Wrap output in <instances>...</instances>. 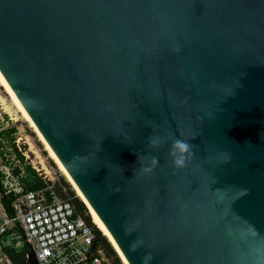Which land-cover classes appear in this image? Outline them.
Here are the masks:
<instances>
[{
	"label": "water",
	"instance_id": "water-1",
	"mask_svg": "<svg viewBox=\"0 0 264 264\" xmlns=\"http://www.w3.org/2000/svg\"><path fill=\"white\" fill-rule=\"evenodd\" d=\"M0 74L126 264H264V0H0Z\"/></svg>",
	"mask_w": 264,
	"mask_h": 264
},
{
	"label": "built area",
	"instance_id": "built-area-1",
	"mask_svg": "<svg viewBox=\"0 0 264 264\" xmlns=\"http://www.w3.org/2000/svg\"><path fill=\"white\" fill-rule=\"evenodd\" d=\"M15 149L24 156L17 141L0 135L3 195L15 196L10 205L12 216L0 201V264L3 259L12 264L4 248L20 250L24 245L33 250L38 264H109L103 250L96 246L91 227L70 201L59 200L51 186L24 190L20 181L24 172ZM14 167L19 168V174H14Z\"/></svg>",
	"mask_w": 264,
	"mask_h": 264
},
{
	"label": "rangeland",
	"instance_id": "rangeland-1",
	"mask_svg": "<svg viewBox=\"0 0 264 264\" xmlns=\"http://www.w3.org/2000/svg\"><path fill=\"white\" fill-rule=\"evenodd\" d=\"M18 108V105L15 103L14 98L7 91L6 87L0 84V132L6 131L10 128L15 129V132L11 133L9 137L19 143L25 161L31 165L42 180L50 183L49 186L54 189V187L59 184L60 178H63L64 181L68 183L66 178L60 173L43 143L39 140L33 129L29 127L25 116ZM70 187L71 190H73L71 185ZM73 192L74 195L78 197L74 190ZM58 199L61 200L60 198ZM86 212L90 218L91 215L88 209H86ZM91 219L92 217L90 218V221ZM10 247L13 248L12 246ZM107 259L109 264H114L110 258ZM3 261H5V259L2 260L1 264H8ZM120 263L123 264L122 261Z\"/></svg>",
	"mask_w": 264,
	"mask_h": 264
},
{
	"label": "trees",
	"instance_id": "trees-1",
	"mask_svg": "<svg viewBox=\"0 0 264 264\" xmlns=\"http://www.w3.org/2000/svg\"><path fill=\"white\" fill-rule=\"evenodd\" d=\"M15 129L10 128L6 131H3L0 133V135H3L6 138H10L9 136L11 133H14ZM16 157L19 160L20 165L23 169V176L20 179L24 190L25 191H34V190H40L44 189L47 186H49V182L42 180L36 171L29 165L25 159L24 156L21 155L16 149H15ZM14 174H19V168L14 167L13 169ZM54 193L58 198L61 200H68L72 203L73 207L75 208V211L77 214L81 215L84 221L91 227L94 235H95V242L96 246L101 248L107 258H110L114 264H121L120 258L117 255V252L115 251L112 244L109 242L108 238L102 233V231L95 225H93L90 221L89 215L86 212V209L84 204L81 202V200L74 195L73 190H71L70 185L64 181L63 178H60L59 184L54 187L53 189ZM4 190L1 182V174H0V194H1V204L7 213L8 216L13 215V211L11 209V203L15 200V196L13 194L9 195H3ZM102 234H101V233ZM28 245H24L20 250H15L14 248L7 247L4 248L3 251L7 255L8 259L12 264H26L25 263V255L28 252Z\"/></svg>",
	"mask_w": 264,
	"mask_h": 264
},
{
	"label": "clouds",
	"instance_id": "clouds-1",
	"mask_svg": "<svg viewBox=\"0 0 264 264\" xmlns=\"http://www.w3.org/2000/svg\"><path fill=\"white\" fill-rule=\"evenodd\" d=\"M168 140L171 141L169 156L171 158L173 166L177 169L186 168L193 155L194 148V145L190 143L189 139L184 137L176 138L174 136L166 139L164 136L155 135L149 137V146L152 149H158L163 144L168 142ZM138 159L142 164L149 165L141 168V171L143 173L153 172L154 168L158 164V161L155 157L139 156Z\"/></svg>",
	"mask_w": 264,
	"mask_h": 264
},
{
	"label": "bare ground",
	"instance_id": "bare-ground-1",
	"mask_svg": "<svg viewBox=\"0 0 264 264\" xmlns=\"http://www.w3.org/2000/svg\"><path fill=\"white\" fill-rule=\"evenodd\" d=\"M0 84L2 86H5L7 91L10 93V95L14 98L15 103L18 105V109L21 110V112L23 113V115L25 116L26 122L28 123L29 127L33 129V131L37 134L39 140L43 143V145L45 146L46 150L48 151V153L50 154L51 158L53 159L54 163L56 164V166L58 167L60 173H62V175L66 178V180L68 181V183L72 186V189L75 191L76 195L78 196V198L84 203V205L86 206V208L88 209L94 223L97 225V227L103 232V234L106 236V238H108L109 242L112 244V246L114 247L115 251L117 252L118 256L120 257L121 261L123 264H126L124 262V260L122 259L121 255L119 254V252L117 251V249L115 248V246L113 245V243L111 242V240L109 239V237L107 236V234L105 233V231L103 230V228L101 227L100 223L98 222V220L96 219V217L94 216V214L92 213V211L90 210V208L88 207V205L86 204V202L84 201V199L82 198L81 194L79 193V191L76 189V187L74 186V184L72 183L71 179L68 177V175L66 174L65 170L63 169V167L61 166V164L59 163V161L57 160V158L55 157V155L52 153V151L50 150V148L48 147V145L44 142L43 138L40 136V134L38 133V131L36 130V128L34 127L33 123L31 122L30 118L28 117V115L26 114V112L24 111V109L22 108V106L20 105V103L18 102V100L16 99V97L14 96V94L12 93V91L10 90V88L8 87V85L6 84V82L4 81L3 77L0 74Z\"/></svg>",
	"mask_w": 264,
	"mask_h": 264
}]
</instances>
